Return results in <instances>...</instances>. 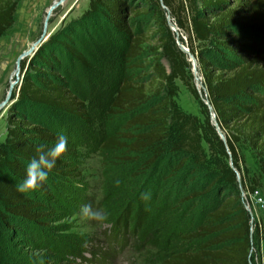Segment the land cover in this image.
<instances>
[{
    "label": "trees",
    "instance_id": "obj_1",
    "mask_svg": "<svg viewBox=\"0 0 264 264\" xmlns=\"http://www.w3.org/2000/svg\"><path fill=\"white\" fill-rule=\"evenodd\" d=\"M19 1L0 0V37L12 26ZM162 1L180 30L187 34V47L197 58L205 95L226 136V143L211 122L209 108L194 83L192 63L180 49L160 0H152L151 6L139 5L136 0H91L80 21L51 37L40 46L29 64L22 66L18 99L7 118L5 150L0 151V170L9 171L22 181L29 160L36 155V147H51L58 134L63 133L68 137L67 151L49 175L66 176L72 148L69 141L80 143V137L75 132L71 138L62 130L52 129L34 116L33 112L37 113L34 109L44 108L86 120L85 103L59 73V56L68 53L85 63L77 36L118 38L125 62L131 70L141 73L136 79L123 80L117 91L110 113L128 116V121L125 132L111 137L106 147L124 150L133 161H142L141 168L158 171L164 167L170 171L169 178L177 177L192 157L198 163L204 158L202 142L209 145L211 152L218 153L225 161L232 158L233 162V168L224 163L223 173L216 175L212 184L194 193L195 198L208 193L221 181L219 176L227 183L221 197L215 198L203 212L206 224L196 234L205 243L199 250L175 254L168 264H251L252 215L241 200L237 172L242 174L240 146L247 145L264 177V51L253 40L255 33H264V0L251 6L246 24L240 21L239 10L230 9L222 0H187V5L184 0L180 3ZM156 38L160 47L146 45ZM162 55L170 63V73L160 61ZM177 80L200 102L205 116V126L196 129L195 143L189 127L198 120L178 110L174 101ZM163 90H168V94L161 95ZM174 130L180 134L176 141ZM195 179L193 177V181ZM16 186L0 179V202L7 212L3 215L5 221L14 217L44 223L42 207L18 192ZM37 189L45 197L51 192L47 181ZM255 190L252 187L247 194Z\"/></svg>",
    "mask_w": 264,
    "mask_h": 264
},
{
    "label": "rangeland",
    "instance_id": "obj_2",
    "mask_svg": "<svg viewBox=\"0 0 264 264\" xmlns=\"http://www.w3.org/2000/svg\"><path fill=\"white\" fill-rule=\"evenodd\" d=\"M56 1L20 0L12 26L0 37V62L3 66L0 70V104L14 84L13 101L0 114V151L5 150L7 118L18 99L22 66L29 64L35 54L21 61L18 73L17 61L42 37L48 10ZM90 1L65 0L57 7L49 18L50 37L47 41L75 21H80L89 9ZM184 1L187 5V0ZM222 1L230 9H238L240 21L246 24L249 23L251 6L260 0ZM174 2L180 3V0ZM136 3L154 4L152 0H136ZM197 5L201 7L200 1ZM165 11L166 17L169 14L170 21L177 28V33L174 32L177 40H182L181 44L187 47V34L180 30L170 10ZM255 34L254 42L264 51V33ZM90 37L77 36L85 63L64 53L59 56L57 64L69 88L85 103L88 118L81 120L44 108H35L37 113L33 112L38 120L52 129L62 130L71 138L75 134L80 137V143L69 141L72 147L66 170L69 172L65 177L49 175L47 182L51 192L47 197L39 189L26 193L42 207L45 214L42 224L14 217L5 221L6 208L0 202V264H168L175 254L199 250L205 243L196 234L206 224L203 212L215 198L221 197L227 183L224 177L219 176L221 181H217L208 193H201L198 198L194 193L212 184L216 175L223 173V164H230V161L211 152L209 145L202 142L204 158L198 163L192 157L177 177L169 178L170 171L164 167L158 171L147 170L141 168L142 161H133V157L126 155L124 150L108 149L107 141L124 133L128 121V116L112 115L111 105L122 81L136 79L141 72L131 70L127 65L118 38ZM157 41V38L151 39L146 45L158 48ZM161 53L162 49L159 50ZM160 61L170 73L168 59L162 55ZM196 70L201 79L196 82L194 77V83L204 101L205 86L198 61ZM194 71L192 65L193 74ZM175 85L178 92L174 101L178 110L198 120L191 122L189 127L195 143L197 127L205 126L203 110L180 80L175 81ZM167 94L168 90L161 93ZM177 137L180 134L174 130V141ZM240 155L242 174L237 172V177L241 200L247 202L244 195L252 187L260 191L258 197L264 198V177L257 158L247 145L240 146ZM0 179L15 185L22 182L9 171L0 170ZM145 193L151 194L150 199H142ZM248 203L253 220L250 262L264 264V208L256 206L253 198H249ZM85 204L102 210L106 219L93 221L83 218L80 209Z\"/></svg>",
    "mask_w": 264,
    "mask_h": 264
},
{
    "label": "clouds",
    "instance_id": "obj_3",
    "mask_svg": "<svg viewBox=\"0 0 264 264\" xmlns=\"http://www.w3.org/2000/svg\"><path fill=\"white\" fill-rule=\"evenodd\" d=\"M68 137L63 133L58 134L56 142L51 147L40 145L36 147V155L29 160L26 166L25 178L16 187L17 191L26 194L41 187L49 178V173L55 168L57 161L66 153ZM117 185L119 181L116 182ZM150 193H145L142 199H150ZM80 213L83 218L93 221L106 219L103 211L93 207L92 204H85L81 207Z\"/></svg>",
    "mask_w": 264,
    "mask_h": 264
},
{
    "label": "water",
    "instance_id": "obj_4",
    "mask_svg": "<svg viewBox=\"0 0 264 264\" xmlns=\"http://www.w3.org/2000/svg\"><path fill=\"white\" fill-rule=\"evenodd\" d=\"M63 2H65V0H58L56 2L53 3V5L50 7L49 11H48V15H47V18H46V22H45V26H44V32H43V35L42 37L40 38V40L36 43H34V45L31 47V49H29L28 51H25L18 59L17 61V71L19 72L20 71V64H21V61L27 57V56H30V55H34L35 52L40 48V46H42V44H44L48 38L50 37V34L48 33V23H49V18L50 16L52 15V12L59 6H61L63 4ZM161 4H162V7L169 11V9L164 5L163 1L160 0ZM167 20H168V23H169V26L171 27V29L177 33V28L175 27V25L170 21V15L168 14L167 15ZM178 42V45L180 47V49L187 54V56L189 57V61L192 63L193 65V68H194V76H195V80L196 82H198L201 78L199 76V72L196 70L197 69V58L191 53L190 49L188 47H185L184 45L181 44V42L179 40H177ZM19 79V78H18ZM13 86L14 84H11V87H10V90L8 91L7 93V96L5 98V100L0 104V114L2 113V111L4 109H6L11 103H12V91H13ZM205 91H206V88H205ZM199 93L201 94V91H199ZM205 104L208 106L209 108V111H210V115H211V122L213 124V126L215 127L217 133H218V136L220 137V139L226 143V136L225 134L223 133L221 127L219 126L218 124V121H217V118H216V115L214 113V109L212 107V105L210 104L209 100L207 99V94L205 95ZM231 155V154H230ZM230 166L233 168V162H232V158H230ZM244 203V206H245V209L252 215L251 213V210L249 208V206L246 204V202H243ZM251 224L253 225V220L251 219ZM251 232H253V229H251Z\"/></svg>",
    "mask_w": 264,
    "mask_h": 264
},
{
    "label": "built area",
    "instance_id": "obj_5",
    "mask_svg": "<svg viewBox=\"0 0 264 264\" xmlns=\"http://www.w3.org/2000/svg\"><path fill=\"white\" fill-rule=\"evenodd\" d=\"M247 195H248L249 198H253L254 199V203L256 204V206L264 208V198H263V196L258 197L259 195H261L259 190H255L254 192H252L250 194L248 193ZM247 195H244V196H246V198H247ZM246 204L249 206L248 200H247Z\"/></svg>",
    "mask_w": 264,
    "mask_h": 264
},
{
    "label": "bare ground",
    "instance_id": "obj_6",
    "mask_svg": "<svg viewBox=\"0 0 264 264\" xmlns=\"http://www.w3.org/2000/svg\"><path fill=\"white\" fill-rule=\"evenodd\" d=\"M49 9H50V8H49ZM48 11H49V10H48ZM30 22H31V21H30ZM33 45H34V44H33ZM33 45H32V46H33ZM32 46H31V47H32ZM30 49H31V48H30ZM2 67H3V66L1 65V62H0V70H1ZM3 69H4V68H3ZM1 72H2V71H1ZM16 72H17V69H16ZM2 73H3V72H2ZM17 73H18V72H17ZM14 76L16 77V74H15ZM199 76H200V75H199ZM198 82H200V81H198ZM200 85H201V84H200Z\"/></svg>",
    "mask_w": 264,
    "mask_h": 264
}]
</instances>
